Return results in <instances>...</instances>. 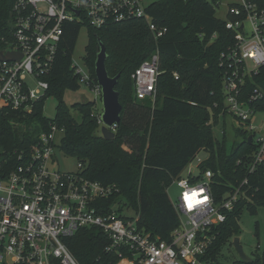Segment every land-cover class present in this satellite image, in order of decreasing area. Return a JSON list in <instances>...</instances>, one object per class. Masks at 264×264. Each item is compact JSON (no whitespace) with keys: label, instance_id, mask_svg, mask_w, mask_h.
<instances>
[{"label":"built area","instance_id":"obj_1","mask_svg":"<svg viewBox=\"0 0 264 264\" xmlns=\"http://www.w3.org/2000/svg\"><path fill=\"white\" fill-rule=\"evenodd\" d=\"M146 7L141 0H13L9 20L0 27V119L9 118L10 123L24 127L47 98V78L66 25L86 22L103 29L143 19L157 40L166 29L152 23ZM226 17L224 27L232 34V44L218 59L223 114L237 118L245 126L240 131L251 136L254 150L246 177L226 185L227 191L217 199L211 190L213 173L199 169L204 160H197L195 174L188 165L186 176L171 183L179 189L177 201L171 202L179 225L170 242L152 239L138 228L137 216L122 217L116 203L106 206L118 194L114 184L85 177L81 163L74 173L52 169V156L64 129L54 122L46 128L36 122V127L26 131L39 129L35 143L11 150L0 144V264H78L63 239L82 228L105 234L109 243L104 253L117 258L114 264H219L206 258L216 238L214 228L224 224L242 202H252L248 178L264 177V125L253 123L258 116L264 117V90L255 84L264 66V0L261 4L238 0L228 5ZM70 68L80 85L101 96L88 71L73 63ZM158 75L159 52L155 50L131 75L137 100L155 99ZM101 113L100 106L96 119L102 127Z\"/></svg>","mask_w":264,"mask_h":264},{"label":"trees","instance_id":"obj_2","mask_svg":"<svg viewBox=\"0 0 264 264\" xmlns=\"http://www.w3.org/2000/svg\"><path fill=\"white\" fill-rule=\"evenodd\" d=\"M254 1L261 4V0ZM12 2L0 0V27L9 20ZM216 2L160 0L150 4L146 13L152 23L158 29H166L157 40L143 19H132L103 29L91 28L86 22L66 25L47 78V97L57 99L54 119L43 117L44 101L37 105L32 120L24 127L10 123L9 118L0 119V144L11 150L35 143L39 129L27 134L30 122L35 121L43 128L49 122L56 123L64 129L58 149L82 164L85 177L117 187L118 194L107 201L106 206L121 203L135 210L139 229L152 239L170 242L179 220L167 189L196 155L200 151L208 153L199 169L213 173L211 190L218 199L227 191L226 185H235L246 177L247 163L254 150L241 131L236 132L241 138L240 143L229 149L215 139L212 131L219 115L225 116L222 69L218 59L232 44V34L225 29L224 22L215 17ZM81 27L88 32L83 62L90 79L96 82L94 63L99 43L106 50L108 75L119 74L115 90L119 93L122 109L114 137L110 140L97 134L96 115L100 108H96L95 103L73 106L81 114V121L77 122L62 101L65 91H77L80 87L79 78L70 66ZM155 50L159 52L155 99L137 100L131 75ZM255 84L264 90V66L255 78ZM248 179L253 192L252 202H242L224 224L214 228L216 238L206 258L215 263H218L222 246L237 236L241 212L244 209L255 212L257 207L264 206V177L255 174ZM63 243L78 264L117 262L113 254L104 253L109 241L96 228H82L72 237L63 239ZM234 264H264V243L250 263L238 259Z\"/></svg>","mask_w":264,"mask_h":264},{"label":"rangeland","instance_id":"obj_3","mask_svg":"<svg viewBox=\"0 0 264 264\" xmlns=\"http://www.w3.org/2000/svg\"><path fill=\"white\" fill-rule=\"evenodd\" d=\"M160 0H141L143 6H149L152 3L158 2ZM238 0H217L216 5L214 6L215 17L220 21H225L226 10L228 5L237 2ZM88 43V32L85 27H81L79 30L77 40L75 43L72 63L80 67L84 72H87V69L84 65L83 58L85 55V48ZM64 105L67 107L71 117L77 121H81V114L78 110L74 109L75 104H83L86 102H91L96 104V108H100L101 99L100 97H95L90 89L85 85H80L77 91H65L62 99ZM57 99L53 96H49L44 100V106L42 110L43 117L47 119H54L56 114ZM211 123V121H210ZM254 125L262 126L264 125V117L258 116L253 121ZM36 127V122L32 121L28 124V127ZM97 134L101 136L100 128L101 126L97 124ZM245 126L240 123V121L231 116V115H219L217 121L212 126V131L215 139L219 143H224L229 149L232 145L238 144L241 141L240 136L237 135V131H240ZM126 149V147H124ZM208 157V153L200 151L194 160L189 164V168L193 174L196 173L197 160H205ZM52 169L58 170L65 173H74L77 170V161L75 158H72L66 155L62 150L56 148L52 156ZM187 170L185 169L182 172V176L185 177ZM179 195V189L175 185H171L167 189V196L170 202H176ZM117 210L118 214L122 217L133 218L136 216L135 210L123 206V204H118ZM239 231L237 238H239V244L244 252V254L252 259L256 252L257 247H261L264 243V206L257 207L255 212H251L247 209H244L241 212V215L237 222ZM235 238V237H233ZM231 238L227 243H225L219 254L217 261L219 264H232L237 259H239L233 245Z\"/></svg>","mask_w":264,"mask_h":264},{"label":"water","instance_id":"obj_4","mask_svg":"<svg viewBox=\"0 0 264 264\" xmlns=\"http://www.w3.org/2000/svg\"><path fill=\"white\" fill-rule=\"evenodd\" d=\"M77 14V12H76ZM13 55H9L8 58L12 59ZM106 50L105 47L99 43V51L96 55L94 63V75L96 82L101 90V116L102 127L100 133L102 138L110 140L114 137V133L110 130L113 126H116L120 121L121 104L119 102V93L115 90V86L119 79V74L110 77L106 70ZM251 136L247 137V143L250 144ZM232 245L240 259V261L250 263L251 259L247 257L240 244L239 238H233Z\"/></svg>","mask_w":264,"mask_h":264}]
</instances>
